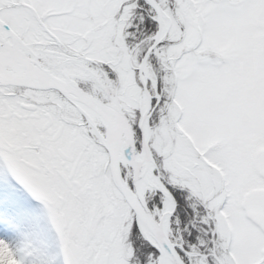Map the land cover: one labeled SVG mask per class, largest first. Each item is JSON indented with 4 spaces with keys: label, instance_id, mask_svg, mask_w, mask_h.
<instances>
[{
    "label": "snow or ice",
    "instance_id": "snow-or-ice-1",
    "mask_svg": "<svg viewBox=\"0 0 264 264\" xmlns=\"http://www.w3.org/2000/svg\"><path fill=\"white\" fill-rule=\"evenodd\" d=\"M0 264H264V0H0Z\"/></svg>",
    "mask_w": 264,
    "mask_h": 264
}]
</instances>
